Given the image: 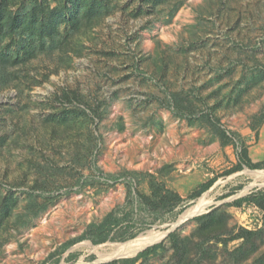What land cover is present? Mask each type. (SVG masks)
<instances>
[{"label": "rangeland", "instance_id": "374dc122", "mask_svg": "<svg viewBox=\"0 0 264 264\" xmlns=\"http://www.w3.org/2000/svg\"><path fill=\"white\" fill-rule=\"evenodd\" d=\"M105 2L102 20L68 33L61 22L55 43L28 53L37 36L0 33V56L21 58L0 64V264H101L155 244L136 264H264V0ZM244 149L262 167L229 172ZM152 194L167 205L138 207ZM110 212L136 236L59 254Z\"/></svg>", "mask_w": 264, "mask_h": 264}, {"label": "trees", "instance_id": "16d2710c", "mask_svg": "<svg viewBox=\"0 0 264 264\" xmlns=\"http://www.w3.org/2000/svg\"><path fill=\"white\" fill-rule=\"evenodd\" d=\"M9 1L10 0H1L0 3V33L27 34V38L30 36H37V38H31L27 42V45L23 46L27 53L28 49L32 47L34 42L39 41L41 42L40 45H44L45 39L49 38L53 41L52 44L55 43L57 38L56 35L60 33L59 27L61 22H65L67 33L69 29L77 32L80 31V29L85 25H92L95 22L102 20L105 16V13L108 12L105 0H63L59 6H56L52 9L49 7L46 8V5H44V0H38L34 5H32L30 9L22 12L19 10L17 12L10 10ZM40 14L43 15V17L40 16ZM20 59L21 58L19 56L13 58L12 54L2 53L0 56V64L6 68L7 62L16 63L20 61ZM3 72L5 73V71H0V79L4 77L2 75L4 74ZM64 95L68 99V95L66 93ZM180 113L182 114V112ZM224 134L226 135L225 131ZM243 163L249 165L252 168H261L263 165V163H253L247 155V150L244 149V152L241 156V162L229 170V172L243 168ZM104 175L108 178H115V176L110 174ZM213 182L214 180H210L209 182L203 184L201 190L198 193L201 194L205 190L209 189ZM126 185L129 189V192L132 193L131 190L133 187V178H130ZM259 194H261L262 197L260 198L261 200H258V205L264 210V192H259ZM160 196L157 194H152L151 196L141 195L138 197V207L150 212H156L158 207L167 205L166 196ZM11 197L12 195L9 194L6 199L10 200ZM175 197L176 201L182 199L176 193ZM241 202L242 201L240 200L237 203ZM173 207L174 206H172L170 210H172ZM8 213L9 205L4 207V214ZM211 215L213 214L201 215L198 217V219L200 221H204ZM127 218L128 216L126 214H115L113 212L108 213L99 223H90L88 229L80 238L64 243L59 250V254H62V252L66 251L68 247L75 244L76 242L86 238L92 240V242L96 244L103 243L109 239L123 241L127 240L128 238H134L137 234L134 230L126 232L125 234H119V232L116 231L117 228L119 229L121 227H127V225L124 224ZM170 235L174 239L177 237V233L175 232ZM162 246V244H155L141 251L136 257L119 258L111 262L101 264H136L139 260L147 258L151 253L156 252Z\"/></svg>", "mask_w": 264, "mask_h": 264}, {"label": "bare ground", "instance_id": "6f19581e", "mask_svg": "<svg viewBox=\"0 0 264 264\" xmlns=\"http://www.w3.org/2000/svg\"><path fill=\"white\" fill-rule=\"evenodd\" d=\"M263 175H264V172H263ZM205 205H206V202H203L199 206H196V207L192 208L191 210L188 211V213L185 215V217H190L192 215H195L196 213H198L201 210V207L203 208V206H205ZM158 233L150 234V235H147V236L136 238L134 240H130V241L126 242L122 247L119 246V247L115 248V250L113 249L114 253L112 255H114V256H117V255H121V256L131 255L134 252H136L137 250H139L140 248H143V247H145V246H147V245L159 240L163 236V234L161 233V235H159ZM95 248L97 249L98 246L95 247ZM118 249H119V252H118ZM99 254H100V256L102 258L106 257L101 252H99Z\"/></svg>", "mask_w": 264, "mask_h": 264}]
</instances>
